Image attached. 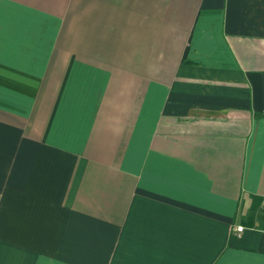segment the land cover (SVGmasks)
Masks as SVG:
<instances>
[{
  "label": "crops",
  "instance_id": "crops-1",
  "mask_svg": "<svg viewBox=\"0 0 264 264\" xmlns=\"http://www.w3.org/2000/svg\"><path fill=\"white\" fill-rule=\"evenodd\" d=\"M0 264H264V0H0Z\"/></svg>",
  "mask_w": 264,
  "mask_h": 264
},
{
  "label": "built area",
  "instance_id": "built-area-1",
  "mask_svg": "<svg viewBox=\"0 0 264 264\" xmlns=\"http://www.w3.org/2000/svg\"><path fill=\"white\" fill-rule=\"evenodd\" d=\"M244 229V225H237L234 230L236 235L240 236L243 233Z\"/></svg>",
  "mask_w": 264,
  "mask_h": 264
}]
</instances>
